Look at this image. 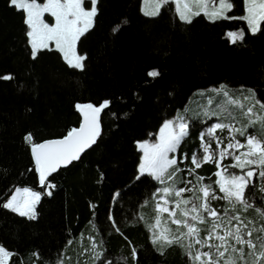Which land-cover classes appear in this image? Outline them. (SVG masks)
<instances>
[{"label": "trees", "instance_id": "obj_1", "mask_svg": "<svg viewBox=\"0 0 264 264\" xmlns=\"http://www.w3.org/2000/svg\"><path fill=\"white\" fill-rule=\"evenodd\" d=\"M140 2L97 0L91 26L75 44L76 54L86 56L81 71L52 48L38 50L33 59L24 12L0 0V77H12L0 79V204L16 187L42 193L36 219L0 207V245L13 253L7 264H92L85 249L101 240L113 264H189L181 247L152 243V193L160 185L146 174L137 179L136 143L152 140L198 90L224 86L249 98L252 90L264 102V16L250 33L243 0H232L229 18L196 14L190 23L178 19L170 2L155 16L143 15ZM240 31L243 40L232 43L228 33ZM153 70L159 72L155 78L148 75ZM105 100L111 103L101 115L96 143L49 177L55 188L48 196L25 135L31 133L33 143L61 138L79 123L75 105ZM187 122L190 135L177 149L181 168L189 166L201 130L213 121ZM185 154L189 159L180 164ZM215 170L204 164L189 178L215 182ZM258 184L262 188L264 180ZM255 196L257 205L264 203V192ZM241 216L264 224L255 209Z\"/></svg>", "mask_w": 264, "mask_h": 264}, {"label": "snow or ice", "instance_id": "obj_2", "mask_svg": "<svg viewBox=\"0 0 264 264\" xmlns=\"http://www.w3.org/2000/svg\"><path fill=\"white\" fill-rule=\"evenodd\" d=\"M168 2L170 0H158L157 10L162 4ZM171 2L175 4V11L179 18L190 23L191 20L185 14V10L189 6L184 4L182 10L181 4L177 0H171ZM245 2L248 3V0ZM96 3L97 0H92V8L86 11L81 6V0H64L63 3L60 0H49V3L43 7L36 3V0H31V2L29 0H10L12 6L27 13L26 24L30 31L26 35L30 37L32 58L35 59L37 56L38 43L44 45L47 40H55L57 48L64 53V58L68 61L69 66L81 71L84 70L83 61L86 56H77L73 46L78 37L90 26L91 18L97 12ZM212 6L214 10L211 13L205 7L204 14L206 16L213 19L217 16L229 18L225 13L231 10L233 2L232 0H212ZM257 8L261 10L259 15L264 16V0H262L259 5L250 3L247 8L248 15L242 17L248 21L253 33L257 30L255 27ZM45 11H51V15L55 17L54 26L50 27L41 19V15ZM195 14L199 15L200 13L196 12ZM228 37L232 43H236L238 40H243L244 33L243 31L229 32ZM148 75L155 78L159 72L153 70ZM0 79L10 80L12 77L4 75ZM248 91L251 93L250 99L255 103L247 107L241 115L248 116L249 123L244 128H236L232 124L234 119L232 113L227 112L223 120L202 129L199 139L203 154L194 151L191 155L190 161L194 168L178 167L177 157H169L170 153L177 152L181 143L190 135V125L183 118H178L176 122H165L163 129H171V131L165 134L162 130L158 144L148 145L145 142L139 145L140 149L144 151V163L139 168L140 175L137 176V179L146 174L160 185L152 193L153 199L160 197L155 203L158 213L155 225H148L152 230V243L160 245L161 249L165 245L181 247L188 256L189 264H249V257L253 258L252 264H256L258 259L264 258V224L259 227H250L249 225H254V222L250 218L246 216L242 218L240 215L241 212H247L248 209H255L264 218V203L257 205L255 196L256 191L264 192V188L259 187L258 184V181L264 180V116L254 113V108L257 105L264 111V102L257 100L252 90ZM224 95L227 96L228 93H224ZM110 103L105 100L99 106L77 104V109L82 112L84 117L83 124L78 129L72 128L62 139L36 144L33 143L31 133L25 135V142L32 145L31 150L40 187L45 189L48 196L52 195L48 189L55 188V184L49 179L52 173L57 172L61 167L70 165L73 161L80 160L81 154L96 143L97 137L100 135V113L103 109L108 108ZM230 103H234V101H230ZM239 107L243 108V105H239ZM221 111H224L222 105ZM205 115L211 119L213 116H218L219 113L212 111ZM256 123H260L261 130L248 132L247 129ZM225 129L228 132L227 136L217 135L218 130L223 132ZM235 134H238L239 138ZM213 142L219 151H210ZM241 149L244 150L241 151ZM237 152L239 154H236ZM217 156L219 160H216V165L220 170L214 174L221 179L212 182L208 178L209 182L203 183L205 177L202 175H196L195 182L189 178L193 176L195 169H199L203 163L212 162ZM229 157L232 162L224 164L221 168V161ZM187 159L189 158L185 154L180 158L179 163L183 164ZM232 169L239 171H232ZM182 171L186 175L177 180V174ZM180 184L183 186H178ZM214 184L218 185L219 192L223 193V196L217 195ZM185 193H191V196L185 197ZM41 196V192L28 187L15 188L14 194L0 204V207L33 220L36 219L35 206L40 202ZM169 197L172 198L171 201ZM261 199L264 200V197ZM218 200L226 201L227 206L214 205L213 202ZM169 203L172 204V210L168 207ZM176 210H179V216H177ZM159 213L168 214L171 223L176 225L174 231L167 227L161 231L156 230V226L160 224ZM205 224L207 227L203 229L198 226ZM113 227L116 228L114 221ZM117 231H119L118 228ZM201 231L206 233L203 237L200 235ZM253 233L258 234L255 239H253ZM185 241H187L186 244ZM98 246L101 251L96 250ZM245 248L249 250L247 253ZM103 249L102 240L99 245L93 241L85 249V252L90 254L89 259L92 264H97V262L113 264L112 259L105 255ZM12 255L10 250L0 245V264H5ZM132 255L135 257L134 251ZM56 264H62V261L58 260ZM84 264H87V261Z\"/></svg>", "mask_w": 264, "mask_h": 264}, {"label": "rangeland", "instance_id": "obj_3", "mask_svg": "<svg viewBox=\"0 0 264 264\" xmlns=\"http://www.w3.org/2000/svg\"><path fill=\"white\" fill-rule=\"evenodd\" d=\"M84 1L85 0H81V6L83 8H84V6H83V2ZM88 1L90 2V6H89L88 9L84 8L86 11L90 10L92 8V6H93L92 5V0H88ZM29 2H31V1H29ZM60 2L63 3L64 0H60ZM177 2L181 4L182 10H183V5L184 4H187L189 6L188 9L185 10V14L188 16V18L190 20H191V18L194 15H196L195 14L196 12H199L200 14H202L208 20H216V19H219V18H223V17L217 16V17H215L213 19V18H210V16H206L204 14L205 7H207V11L209 13H211L214 10V8L212 6V0H177ZM261 2H262V0H248V3H246L245 0H243V4H244V15H243V17L248 15L247 8H248L250 3H255V4L259 5ZM48 3H49V0H44L43 3H41V4L38 3V4L41 7H43L45 4H48ZM157 3H158V0H141V2H140V12L143 15H146V16L147 15L155 16L157 14L158 10H159V9L157 10V7H156ZM170 3H172L171 0H170ZM172 5H173L174 11H175V4L172 3ZM20 10H22V9H20ZM22 11L25 13V15H27V13L24 10H22ZM260 11L261 10L259 8L256 9V20H257L256 25H255L256 28L258 27V23H259L260 19L262 18V16L259 15ZM175 14H176V16L178 17V19L181 22H186L185 20H181L179 18V15H178L177 11H175ZM45 15H46V18H44ZM41 19L44 21V23L48 24L50 27L55 25V17H53L51 15V11L43 12L42 15H41ZM91 20H92V18H91ZM243 20L245 21V23L247 25L248 31L250 33H253L251 28H250V26H249V24H248V21L246 19H243ZM90 26H91V24H90ZM90 26L88 27V29L90 28ZM28 31H30L29 28H28ZM28 38H29V44H30V37H28ZM75 44H76V42H75ZM75 44L73 46V49H74V52L76 54ZM30 47H31V44H30ZM37 48H38V50L52 48V49L58 51L60 53V55L62 56L63 60L69 66L68 61L64 58V53L57 48L55 40H47L44 45H41V44L38 43ZM31 51H32V49H31ZM70 58H72L71 55H70ZM73 62H75V61L73 60ZM224 93H228V95L225 96ZM210 100H211V103H209ZM230 101H234V103H230ZM254 103H255V101L251 100L248 96H242L241 97V93L240 92H237V91H235L233 89L226 88L224 86H217V87H212V88H208V89H202V90L195 91L192 94V96L190 97V99L188 100V102L186 103V105L184 106V108L182 110H180V111H177L172 118H170V119H168L166 121L176 122L178 120V118H183L185 121H188L189 118H190V119H193V120L197 119L200 122L211 120V121H213L212 123H214V122H218L219 120H223L224 116L227 114V112H231L233 117H234V119L232 120V124L236 128H244L249 123V117L245 116V115H241V113L243 111H246L247 107L251 106ZM221 105L223 106L224 111H221ZM239 105H243V108L239 107ZM212 111L218 112L219 115L218 116H213L211 119H209L205 115V113H210ZM254 113L258 114L259 116H264V111H262L259 108L258 105L254 108ZM165 122H163L162 125L159 127V129L157 130V132H156V134H155V136H154V138L152 140H146V141H141V142H137L136 143V149L140 153V160H139V163H138V166H137V172L138 173H139L140 166L144 163V151L140 149L139 145L142 144V143H145V142L148 145L158 144L160 142V135H161L162 130L165 132V134L168 131H171V129H167V130L163 129V126H164ZM225 122H227V121L225 120ZM260 130H261L260 123H256L252 127L247 129L248 132L260 131ZM217 135L221 136V137H225V136L228 135V132H227L226 129L223 132L218 130L217 131ZM235 135H237V137L239 138L238 134H235ZM205 140H207V137H205ZM225 143H227V141H225ZM200 146H201V141H200L199 136H198V148L195 151H199L200 154H203V150L201 149ZM221 148H223V145H221ZM243 150L244 149H241V151H243ZM210 151H219L218 149H216L215 142H213ZM236 154H239V153L237 152ZM172 156H176L177 157V152L169 154L170 158ZM216 160H219L218 156L215 157L212 162L203 163L202 165H204V164H212L215 167V169H216L215 170V173H216L218 170H220V169L217 168ZM231 162H232L231 157H229V158L221 161L220 167L222 168L224 164H228V163H231ZM188 167L194 168V165H191L190 159H189V166L183 167V168H188ZM185 175H186V173L184 174V176ZM214 176H215V181L218 180V179H221V177H218L215 174H214ZM180 178H181V175L177 174L176 179L179 180ZM181 185H183V184H181ZM189 187H190V185H189ZM16 188H24V187H16ZM262 188H264V186ZM215 190H216L217 195H219V196H223L224 195L223 193L219 192L218 185H216ZM13 194H14V190L12 191L11 195H13ZM189 194L191 195V193H185L184 196L185 195H189ZM213 203L216 206H223V203L226 204V201L218 200V201H214ZM161 204L163 206V201L162 200H161ZM225 206H227V204ZM169 209L172 210V204L169 207ZM8 211H10V210H8ZM242 213L243 212H241L240 215ZM15 214H17V213H15ZM176 214H177V216L180 215L179 210H176ZM157 215H158V213L156 212L155 218L152 221L151 225H155V220H156ZM205 215H207V214H205ZM25 218H27V217H25ZM159 219H160V224L158 226H156V230L157 231H161L165 227L170 228L169 224H172V223H171V218H169L167 213H159ZM233 223H235V222H233ZM198 226L201 229H203V228H205V226L207 227V224L198 225ZM249 226L250 227H252V226L259 227V225H255V224L254 225H249ZM175 227H176V225H175ZM149 233H150V237L152 239V230L149 229ZM255 235H257V233H253V239H255ZM213 242H215V241H213ZM186 243H187V241H186ZM204 250L207 251V249H204ZM248 251L249 250L247 248H245V252L247 253ZM257 251H259V249H257ZM252 259H253L252 257L248 258L249 264H252ZM7 262L8 261H6L5 264H7ZM256 264H264V258L258 259L256 261Z\"/></svg>", "mask_w": 264, "mask_h": 264}, {"label": "water", "instance_id": "obj_4", "mask_svg": "<svg viewBox=\"0 0 264 264\" xmlns=\"http://www.w3.org/2000/svg\"><path fill=\"white\" fill-rule=\"evenodd\" d=\"M87 104H89V103H86V104H80V105H87ZM101 105V104H100ZM74 109H75V112L77 113V115H78V117H79V123H78V125L76 126V127H74V128H80L81 127V125L83 124V120H84V117H83V114H82V112L80 111V110H78L77 109V107H76V105H75V107H74ZM103 111H104V109L101 111V113H100V118H101V115H102V113H103ZM100 118H99V123H100ZM71 130V129H70ZM69 130V131H70ZM68 133V132H67ZM67 133L64 135V136H66L67 135ZM63 136V137H64ZM63 137H61V138H58V139H51V140H45V141H42V142H40V143H45V142H48V141H54V140H59V139H62ZM36 144H39V143H36ZM94 146V144L90 147V148H87L82 154H84L86 151H88L89 149H91L92 147ZM32 146L30 147V151H31V154H32V157H33V160H34V156H33V153H32ZM81 154V155H82ZM35 162V161H34ZM74 162H76V161H73L72 163H74ZM69 166V165H68ZM68 166H66V167H68ZM66 167H61L60 169H58V170H61V169H65ZM37 172V171H36ZM56 173V172H55ZM55 173H52V175L53 174H55ZM37 176H38V172H37ZM38 181H39V178H38Z\"/></svg>", "mask_w": 264, "mask_h": 264}, {"label": "crops", "instance_id": "obj_5", "mask_svg": "<svg viewBox=\"0 0 264 264\" xmlns=\"http://www.w3.org/2000/svg\"><path fill=\"white\" fill-rule=\"evenodd\" d=\"M25 14V13H24ZM147 16H149V15H147ZM25 22H26V15H25ZM215 173V172H214ZM178 186H181V184L180 185H178ZM183 186V185H182ZM181 186V187H182ZM189 196H191L190 194L189 195H185V197H189ZM160 199V197H156L155 199H153L152 198V202H153V213H154V215H153V217H151V222H150V224L149 225H151V223H152V221L154 220V218H155V215H156V209H155V203H156V200H159ZM171 197H169V200L171 201ZM171 206V203H169V205H168V207H170ZM166 218V217H165ZM169 227L172 229V230H175L176 229V227H175V225H173V224H169ZM151 238V237H150ZM152 240V239H151ZM185 244H186V241H185ZM78 245H79V243H78Z\"/></svg>", "mask_w": 264, "mask_h": 264}]
</instances>
